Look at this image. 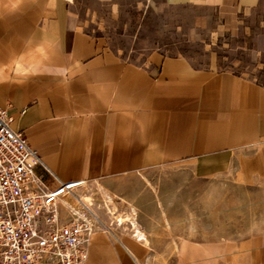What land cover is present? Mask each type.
I'll list each match as a JSON object with an SVG mask.
<instances>
[{"label": "crops", "instance_id": "crops-1", "mask_svg": "<svg viewBox=\"0 0 264 264\" xmlns=\"http://www.w3.org/2000/svg\"><path fill=\"white\" fill-rule=\"evenodd\" d=\"M164 1L203 8L201 20L213 16L242 44L264 41V0ZM78 3L0 0V105L52 183L185 166L264 191V85L218 67L213 53L207 66L160 50L129 60L87 29ZM133 205L143 235L129 233L147 243ZM108 229L103 222L94 232L85 264H150ZM261 236L191 245L164 264H264Z\"/></svg>", "mask_w": 264, "mask_h": 264}, {"label": "rangeland", "instance_id": "rangeland-1", "mask_svg": "<svg viewBox=\"0 0 264 264\" xmlns=\"http://www.w3.org/2000/svg\"><path fill=\"white\" fill-rule=\"evenodd\" d=\"M78 14L88 30L107 39L124 57L144 62L156 50L187 55L198 66L216 56L220 68L244 73L264 85V41L242 44L230 37L217 20H201L200 7H176L164 0H79ZM101 220L116 233L114 239L137 245L150 264L172 262L200 244L209 249L220 241L264 237V191L243 187L233 175L198 177L185 166L144 169L111 179L83 182ZM109 199L121 212H135L148 242L132 236L130 227L116 225ZM133 203V204H132ZM118 223V222H117ZM101 228V227H100Z\"/></svg>", "mask_w": 264, "mask_h": 264}, {"label": "built area", "instance_id": "built-area-1", "mask_svg": "<svg viewBox=\"0 0 264 264\" xmlns=\"http://www.w3.org/2000/svg\"><path fill=\"white\" fill-rule=\"evenodd\" d=\"M0 105V264H85L99 215L82 180L54 185Z\"/></svg>", "mask_w": 264, "mask_h": 264}, {"label": "bare ground", "instance_id": "bare-ground-1", "mask_svg": "<svg viewBox=\"0 0 264 264\" xmlns=\"http://www.w3.org/2000/svg\"><path fill=\"white\" fill-rule=\"evenodd\" d=\"M82 185H83V182H82ZM83 199L93 206V202L91 201V198H89L88 196H85L83 197ZM109 202L110 203H107V208L109 210V213H111L112 216L116 219V222H118L119 225H123V226H126L128 224L133 229L132 231L135 232L137 237H142L143 233H141V231L139 232V229L136 225V219L134 218V216H132V213H129V212L126 213L125 211L121 212L118 209L117 204L114 201L109 199ZM102 223L103 221L100 218L99 226H101Z\"/></svg>", "mask_w": 264, "mask_h": 264}]
</instances>
